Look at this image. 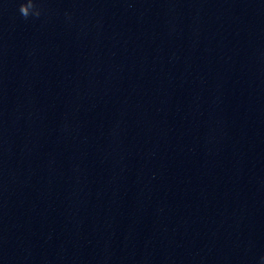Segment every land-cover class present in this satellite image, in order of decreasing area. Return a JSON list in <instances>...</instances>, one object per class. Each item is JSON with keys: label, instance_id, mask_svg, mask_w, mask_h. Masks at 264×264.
Masks as SVG:
<instances>
[{"label": "clouds", "instance_id": "obj_1", "mask_svg": "<svg viewBox=\"0 0 264 264\" xmlns=\"http://www.w3.org/2000/svg\"><path fill=\"white\" fill-rule=\"evenodd\" d=\"M21 16L27 19L30 15L39 16L40 10L36 7L35 0H23L19 6Z\"/></svg>", "mask_w": 264, "mask_h": 264}]
</instances>
